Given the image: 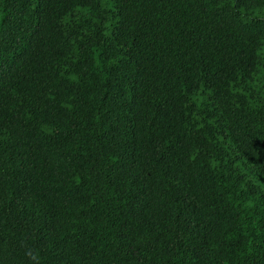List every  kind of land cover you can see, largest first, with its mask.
<instances>
[{
  "label": "trees",
  "instance_id": "16d2710c",
  "mask_svg": "<svg viewBox=\"0 0 264 264\" xmlns=\"http://www.w3.org/2000/svg\"><path fill=\"white\" fill-rule=\"evenodd\" d=\"M0 264H264V0H0Z\"/></svg>",
  "mask_w": 264,
  "mask_h": 264
}]
</instances>
